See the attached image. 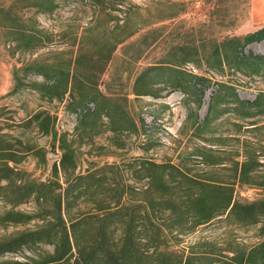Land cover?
I'll return each mask as SVG.
<instances>
[{
	"label": "rangeland",
	"instance_id": "obj_1",
	"mask_svg": "<svg viewBox=\"0 0 264 264\" xmlns=\"http://www.w3.org/2000/svg\"><path fill=\"white\" fill-rule=\"evenodd\" d=\"M119 3L111 12L113 20L104 21L102 27L121 26L127 19L139 31L117 47L98 78L99 90L109 101L99 99V103L117 106L112 118L97 113L96 102L84 95L91 90L68 93L62 100L43 96V85H55L57 77L46 80L24 69L42 63L58 70L71 66L73 71L80 47L89 45L88 35L94 27L89 4L61 2L56 13L36 16L15 7L22 24L38 31L39 47L30 51L20 50L26 41H16L19 36L0 23V164L48 184L53 196L60 193L57 183L64 186L66 180L62 146L72 150L77 174L119 165L124 178L133 182L140 169L133 162L136 158L173 165L190 177L230 187L234 200L251 205L248 214L237 212L229 218L227 212L199 227L185 237L182 247L199 242L205 251L228 255L229 248L259 245L264 241V75H244L250 66L245 62H216L224 54L232 61L234 49L221 46L224 40L264 27L263 20L253 17L252 0ZM12 4L13 0H0L4 8ZM250 53L264 56V41L248 45L241 56ZM94 55L89 75L103 67L101 57L90 52V57ZM150 67L159 68L141 82L149 94L137 96V78ZM195 77L205 81L197 83ZM180 85L183 92L172 90ZM66 163L70 165L71 160ZM246 163L250 173L240 180L237 168L239 172ZM105 172L109 180L114 178L115 170ZM161 172L165 178L178 173ZM149 173L158 176L143 172ZM6 185L0 182V216L11 210L28 213L34 209V202L14 208L5 199L2 187ZM242 215L249 223L240 221ZM35 224H1L0 238L9 239ZM13 260L24 258L13 253L0 257V263Z\"/></svg>",
	"mask_w": 264,
	"mask_h": 264
},
{
	"label": "trees",
	"instance_id": "obj_2",
	"mask_svg": "<svg viewBox=\"0 0 264 264\" xmlns=\"http://www.w3.org/2000/svg\"><path fill=\"white\" fill-rule=\"evenodd\" d=\"M70 1L87 3L94 12V27L88 35L89 45L82 43L73 71L71 66L58 70L55 65L47 67L42 63L24 69L46 80L57 77L55 85H43V96L62 100L68 93L91 90L84 95L96 102L97 113L112 118V114L117 113V106L99 103V99L103 102L108 99L99 90L98 78L117 47L139 31L132 29L127 19L121 26L117 23L115 27H102L104 21L113 20L111 12L121 4V0H13L9 8L0 6V23L19 36L16 41H26L25 46H19L20 50L30 51L39 47L38 31L32 26L28 30L14 8L33 11V16L51 15L60 9L61 2ZM101 16L105 17L102 19ZM263 41L264 27L244 37L227 38L221 46L233 47L232 61L224 54L218 55L216 62L219 65L245 62L250 66L247 71H243L244 75H264L263 55L250 53L247 57L241 56L245 47ZM92 51L101 57L103 67L99 73L89 75V64L95 58V55L90 57ZM156 68L159 67L145 69L137 78L135 95L149 94L141 82ZM49 69L56 72L51 74ZM167 70L175 72L172 67ZM195 78L197 83L205 81L203 77ZM92 79L95 82L92 83ZM172 90L184 91L181 85L174 86ZM202 97L203 93L199 96V104ZM62 149V172L66 180L64 186L57 183L60 193L56 196L52 195L53 190L49 189L48 184L28 179L14 167L0 164V182H7L2 187L6 190V201L14 208L29 202L35 203L34 209L28 213L11 210L1 215L0 225L37 222L33 228L9 239L0 238V257L13 253L24 258V261L13 260L0 264H264V241L250 249L229 248L226 250L228 255L205 251L199 242L182 247L185 237L196 233L199 227L225 216L227 212L229 218L237 212L249 213L251 205L234 200L230 187L203 182L173 165L157 164L144 158L133 160L140 165L138 179L133 182L124 178L119 165L77 174L72 150L68 146H62ZM67 159L71 160L70 165H67ZM247 167V163L243 164L239 172L237 168L240 180L249 175ZM109 169L115 170L111 180L105 172ZM166 170H177L178 173L173 178H165L161 171ZM145 171L158 176L152 173L145 175ZM144 179H148V183H142ZM241 218V222L249 223L248 217L242 215ZM174 245L182 248L176 249ZM47 246L53 250L42 248Z\"/></svg>",
	"mask_w": 264,
	"mask_h": 264
},
{
	"label": "crops",
	"instance_id": "obj_3",
	"mask_svg": "<svg viewBox=\"0 0 264 264\" xmlns=\"http://www.w3.org/2000/svg\"><path fill=\"white\" fill-rule=\"evenodd\" d=\"M253 17L264 21V0H252Z\"/></svg>",
	"mask_w": 264,
	"mask_h": 264
}]
</instances>
